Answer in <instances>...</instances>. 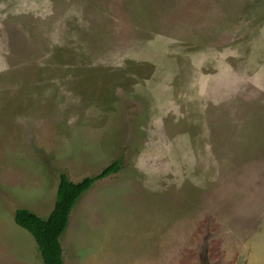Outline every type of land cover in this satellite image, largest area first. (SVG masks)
I'll list each match as a JSON object with an SVG mask.
<instances>
[{
  "label": "rangeland",
  "instance_id": "374dc122",
  "mask_svg": "<svg viewBox=\"0 0 264 264\" xmlns=\"http://www.w3.org/2000/svg\"><path fill=\"white\" fill-rule=\"evenodd\" d=\"M117 160L64 264H264V0H0V264Z\"/></svg>",
  "mask_w": 264,
  "mask_h": 264
},
{
  "label": "trees",
  "instance_id": "16d2710c",
  "mask_svg": "<svg viewBox=\"0 0 264 264\" xmlns=\"http://www.w3.org/2000/svg\"><path fill=\"white\" fill-rule=\"evenodd\" d=\"M120 169V163L117 160L105 167L100 173L87 176L79 182L72 181L65 173H61L56 202L47 218L38 216L28 208L16 209V223L34 236L44 264H64L61 236L69 224L73 208L96 180L110 176Z\"/></svg>",
  "mask_w": 264,
  "mask_h": 264
},
{
  "label": "crops",
  "instance_id": "0c3cea01",
  "mask_svg": "<svg viewBox=\"0 0 264 264\" xmlns=\"http://www.w3.org/2000/svg\"><path fill=\"white\" fill-rule=\"evenodd\" d=\"M264 242V241H263ZM262 252L264 253V249H262Z\"/></svg>",
  "mask_w": 264,
  "mask_h": 264
}]
</instances>
